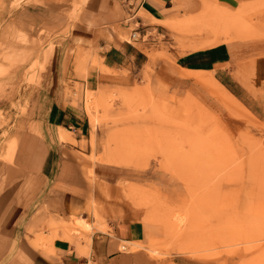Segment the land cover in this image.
Returning a JSON list of instances; mask_svg holds the SVG:
<instances>
[{
	"label": "rangeland",
	"instance_id": "obj_1",
	"mask_svg": "<svg viewBox=\"0 0 264 264\" xmlns=\"http://www.w3.org/2000/svg\"><path fill=\"white\" fill-rule=\"evenodd\" d=\"M197 2L160 34L135 35L136 57L118 71L131 81L87 90L91 159L145 224L140 247L158 264H264V0ZM1 31L0 156L42 70L31 41ZM231 42L251 64L186 76L174 66L186 49Z\"/></svg>",
	"mask_w": 264,
	"mask_h": 264
},
{
	"label": "crops",
	"instance_id": "obj_2",
	"mask_svg": "<svg viewBox=\"0 0 264 264\" xmlns=\"http://www.w3.org/2000/svg\"><path fill=\"white\" fill-rule=\"evenodd\" d=\"M15 2L1 0L0 30L31 41L42 70L21 101L27 117L0 156V264H158L140 247L145 224L91 159L89 113L96 117L85 93L131 81L119 72L136 57L132 37L160 34L197 0H27L18 9ZM238 56L234 42L222 43L186 49L174 66L186 76L253 59ZM7 115L3 108L0 117ZM76 223L87 228L80 235ZM123 243L137 248L123 250Z\"/></svg>",
	"mask_w": 264,
	"mask_h": 264
},
{
	"label": "built area",
	"instance_id": "obj_3",
	"mask_svg": "<svg viewBox=\"0 0 264 264\" xmlns=\"http://www.w3.org/2000/svg\"><path fill=\"white\" fill-rule=\"evenodd\" d=\"M137 29H139V28H137ZM137 29H135V31H138ZM145 34H147V33H145ZM140 35V34H139ZM140 37H141V35H140ZM133 39H135V40H137L138 38L134 35L133 37H132ZM122 246H125V244H123V245H121V248H122ZM126 247V246H125ZM123 249V248H122ZM124 250V249H123Z\"/></svg>",
	"mask_w": 264,
	"mask_h": 264
},
{
	"label": "bare ground",
	"instance_id": "obj_4",
	"mask_svg": "<svg viewBox=\"0 0 264 264\" xmlns=\"http://www.w3.org/2000/svg\"><path fill=\"white\" fill-rule=\"evenodd\" d=\"M88 104V103H87ZM122 248L124 249V250H126V247L125 246H122Z\"/></svg>",
	"mask_w": 264,
	"mask_h": 264
}]
</instances>
